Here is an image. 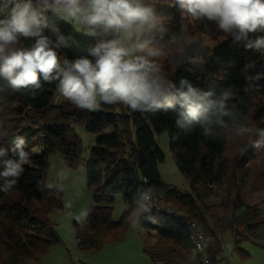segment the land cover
<instances>
[{
  "label": "trees",
  "instance_id": "obj_1",
  "mask_svg": "<svg viewBox=\"0 0 264 264\" xmlns=\"http://www.w3.org/2000/svg\"><path fill=\"white\" fill-rule=\"evenodd\" d=\"M168 15L172 30L184 29L186 38L204 35L212 42L213 55L203 63L170 65L174 82L186 78L194 86L209 90L233 86L236 96L230 102L237 116L242 114L253 126L264 128V78L254 93H244L245 76L264 74V57L233 43L220 33L214 22L197 27L180 15L174 0H156ZM13 3L0 0V19L9 15ZM49 24L58 26L76 44L61 50L70 59L84 54L81 50L93 38L78 36L63 20L49 16ZM45 34L48 33L45 30ZM27 46L33 39L25 41ZM55 83L45 84L35 95L26 90L13 92L0 80V146H10L16 135L26 139V150L33 137L39 136L40 152L31 156V164L10 193L0 192V264L39 262L54 245H63L57 224L51 218L63 209L62 193L45 185L51 155H62L69 169L84 164L86 186L92 192L93 205L87 222H72L76 248L96 253L105 245L122 240L129 217L141 201V193L154 186L163 192L158 202L182 212L195 221L208 240V252L214 264L222 251L220 235L229 233L235 251L243 259L248 254L240 245L250 241L264 247V150L248 148L241 152L239 141L204 137L199 128L190 134L175 128L176 113L132 112L122 105H103L88 112L76 109L63 98L56 100ZM75 126L98 134L89 156L83 159V147ZM167 133L168 146L179 172L190 191L166 183L158 170L163 153L154 134ZM120 194L124 208L117 220L112 218L114 195ZM158 194V193H154ZM152 215L156 223L138 230L143 252L155 264H184L193 257L189 232L177 219ZM155 241V243H153Z\"/></svg>",
  "mask_w": 264,
  "mask_h": 264
},
{
  "label": "clouds",
  "instance_id": "obj_2",
  "mask_svg": "<svg viewBox=\"0 0 264 264\" xmlns=\"http://www.w3.org/2000/svg\"><path fill=\"white\" fill-rule=\"evenodd\" d=\"M8 2V0H4ZM8 16L0 19V80L13 92L35 95L45 84L76 109L95 112L103 105L126 106L132 112L176 113L175 128L190 134L199 128L204 137L239 141L241 152L264 150V128L237 116L230 102L233 86L202 90L186 78H171L170 65L203 63L213 55L204 35L186 38L183 28L172 30L168 15L156 0H11ZM181 17L200 27L214 22L233 43L264 57V0H174ZM49 15L62 19L78 33L93 38L84 53L70 59L62 49L76 44L73 36L49 24ZM45 30L50 34H45ZM33 39L27 46L25 41ZM264 74L245 76L244 93H254ZM36 148L26 150V139L16 135L10 146H0V192L10 193L31 164ZM49 189L63 192L56 182ZM158 193V194H154ZM163 192L154 186L141 193L137 207L125 217L131 229L144 231L156 223L152 215ZM66 210L73 203L65 201ZM83 226L88 209L71 213ZM155 243V241H153Z\"/></svg>",
  "mask_w": 264,
  "mask_h": 264
},
{
  "label": "rangeland",
  "instance_id": "obj_3",
  "mask_svg": "<svg viewBox=\"0 0 264 264\" xmlns=\"http://www.w3.org/2000/svg\"><path fill=\"white\" fill-rule=\"evenodd\" d=\"M51 16V15H49ZM54 17V16H51ZM57 18V17H56ZM60 19V18H59ZM62 20V19H61ZM65 22V21H64ZM67 25L72 27L70 24L65 22ZM73 28V27H72ZM74 32L82 38H91L82 33ZM62 97L58 94L56 100H61ZM76 134L81 141L83 147V159L86 160L89 156V152L92 147H94L96 140L101 137L104 133L92 134L84 130L80 126H75ZM156 144L163 153V161L159 163L158 170L161 174L162 179L180 190L190 191L188 183L184 176L179 172L176 167L173 154L168 146V136L167 133L154 134ZM40 142L41 138L35 136L32 139V142L29 144L28 149L36 148L35 153L40 152ZM49 168L46 175L45 185L48 187L49 184L59 182L63 185L64 191L62 193V207L61 211H54L51 214V218L57 224V232L59 238L63 242L62 251H65L67 260L64 264H78L84 262H90L89 260L82 258L83 255L81 251L76 248L74 230L72 222L74 220L71 213H78L82 209H88L93 205L92 201V192L86 186V175L84 164H81L76 169H69L63 160L61 154L56 153L50 156L49 158ZM65 201H70L73 203V208L66 210L64 208ZM124 208L123 200L120 194L114 195L113 211L112 218L117 220ZM138 230L131 229L130 226L127 229V239L130 241V245H133V239L139 241L138 239ZM226 237H231L229 233H225ZM247 249L251 258L249 260H241L239 258H225L222 264H264V247L255 246L253 242L247 241ZM129 246V245H128ZM128 246H125L123 249H127ZM226 250H228V245L225 243ZM64 253V252H63ZM148 261V258H146ZM131 264H138L131 263Z\"/></svg>",
  "mask_w": 264,
  "mask_h": 264
},
{
  "label": "crops",
  "instance_id": "obj_4",
  "mask_svg": "<svg viewBox=\"0 0 264 264\" xmlns=\"http://www.w3.org/2000/svg\"><path fill=\"white\" fill-rule=\"evenodd\" d=\"M137 237L139 241L133 239V245H130V241L127 239V235H125L122 240L107 244L96 253H82L83 255H81V257L90 261L84 262L83 264H131L136 262L138 264H155L143 252L139 235ZM220 241L222 251L216 256L214 264H222L224 259L228 257L239 258L241 260H249L251 258V254L244 250L247 249V242L240 245L241 250L248 254L247 258L243 259L235 251L232 236L226 237V235L222 234L220 235ZM225 243H227L229 247L228 250H226ZM62 246L63 245L51 246L39 262H29L26 264H64L67 257L65 255V251H62L61 249L63 248ZM125 246H128L127 249H123ZM146 258H148V261ZM78 264L82 263L78 262Z\"/></svg>",
  "mask_w": 264,
  "mask_h": 264
},
{
  "label": "built area",
  "instance_id": "obj_5",
  "mask_svg": "<svg viewBox=\"0 0 264 264\" xmlns=\"http://www.w3.org/2000/svg\"><path fill=\"white\" fill-rule=\"evenodd\" d=\"M159 211H153L160 217L166 219H177L188 229L190 240L193 244V257L184 264H213L208 252V240L202 228L193 220L187 219L184 214L177 209L157 201Z\"/></svg>",
  "mask_w": 264,
  "mask_h": 264
}]
</instances>
